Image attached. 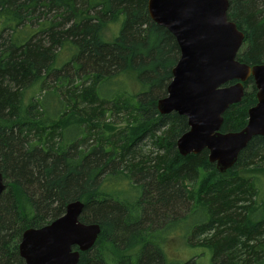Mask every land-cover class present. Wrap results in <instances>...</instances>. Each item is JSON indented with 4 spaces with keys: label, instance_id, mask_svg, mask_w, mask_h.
Masks as SVG:
<instances>
[{
    "label": "trees",
    "instance_id": "1",
    "mask_svg": "<svg viewBox=\"0 0 264 264\" xmlns=\"http://www.w3.org/2000/svg\"><path fill=\"white\" fill-rule=\"evenodd\" d=\"M228 1L245 36L237 60L263 64L264 0ZM178 59L147 0H0V264H24L22 233L74 201L101 228L78 264H206L170 261L176 237L208 264H264V137L223 174L207 150L179 155L187 120L156 108ZM130 73L137 92L112 87ZM243 87L222 133L246 126L256 89Z\"/></svg>",
    "mask_w": 264,
    "mask_h": 264
},
{
    "label": "water",
    "instance_id": "2",
    "mask_svg": "<svg viewBox=\"0 0 264 264\" xmlns=\"http://www.w3.org/2000/svg\"><path fill=\"white\" fill-rule=\"evenodd\" d=\"M228 8V0H147L150 19L179 48L157 111L185 117L188 131L177 139V152L185 157L207 150L208 162L220 174L233 168L254 137H264V63L249 66L237 60L245 36L228 19ZM250 78L256 104L247 112L246 126L239 132H220L223 114L241 102L243 84ZM230 82L235 83L226 85ZM5 190L0 172V196ZM83 208L80 201L70 202L62 216L26 229L18 244L24 264H78L79 254L90 250L101 233L99 224L80 221Z\"/></svg>",
    "mask_w": 264,
    "mask_h": 264
},
{
    "label": "rangeland",
    "instance_id": "3",
    "mask_svg": "<svg viewBox=\"0 0 264 264\" xmlns=\"http://www.w3.org/2000/svg\"><path fill=\"white\" fill-rule=\"evenodd\" d=\"M110 32L112 31H108L107 33H110ZM117 78L119 79L114 81V84L112 87L116 85H120L124 87L127 91L132 90L134 92H137L140 89L138 88V84L140 83L137 81V78H135V75L132 73L123 74V75L118 76ZM49 83H52V81H50ZM112 83H113V80L110 84ZM180 228L183 229V227L181 226ZM176 239L177 240L169 239L163 244V251L170 261L185 262L195 257L197 258L198 261L206 260V264H208L209 258H208V253L206 251H203L201 249H192L190 248L191 247L190 245L189 247L186 243L181 242L177 237Z\"/></svg>",
    "mask_w": 264,
    "mask_h": 264
}]
</instances>
